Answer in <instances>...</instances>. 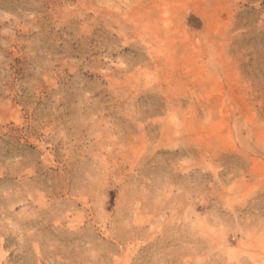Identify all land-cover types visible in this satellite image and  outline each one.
Listing matches in <instances>:
<instances>
[{
  "label": "rangeland",
  "instance_id": "obj_1",
  "mask_svg": "<svg viewBox=\"0 0 264 264\" xmlns=\"http://www.w3.org/2000/svg\"><path fill=\"white\" fill-rule=\"evenodd\" d=\"M0 264H264V0H0Z\"/></svg>",
  "mask_w": 264,
  "mask_h": 264
}]
</instances>
